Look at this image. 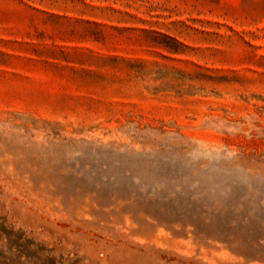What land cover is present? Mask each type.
<instances>
[{"label": "rangeland", "instance_id": "obj_1", "mask_svg": "<svg viewBox=\"0 0 264 264\" xmlns=\"http://www.w3.org/2000/svg\"><path fill=\"white\" fill-rule=\"evenodd\" d=\"M0 264H264V0H0Z\"/></svg>", "mask_w": 264, "mask_h": 264}]
</instances>
